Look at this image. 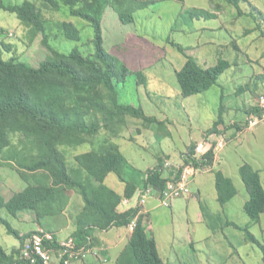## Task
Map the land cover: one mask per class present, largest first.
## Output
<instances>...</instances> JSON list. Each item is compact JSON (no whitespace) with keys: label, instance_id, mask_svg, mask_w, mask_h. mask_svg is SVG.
<instances>
[{"label":"trees","instance_id":"16d2710c","mask_svg":"<svg viewBox=\"0 0 264 264\" xmlns=\"http://www.w3.org/2000/svg\"><path fill=\"white\" fill-rule=\"evenodd\" d=\"M43 1L46 8L55 11L61 9L62 3L71 8L73 16L87 20L95 31L97 52L85 56L78 49L69 54L52 51L40 67L34 68L22 62L18 56L5 60L4 54L12 53L15 47L0 40V168L16 172L26 184L23 190L8 193L4 182H0V225L22 246L33 233L18 231L4 213L14 217L24 212L32 213L42 226L40 229L54 234L58 240L52 224L63 217L76 193L82 197L84 208L76 217L77 229L71 236L80 248L90 250L102 247L103 244L95 237L96 231L128 227L139 216L137 227L119 255L117 264H168L159 252L157 241L149 235L150 219L145 214L140 215L143 208L133 207L119 212L123 200L135 198L139 189L152 186L163 191L166 188L169 180L165 174H168L164 166L166 158L161 157L156 167L143 173L130 164L111 139L123 136L130 119L141 120L149 127L154 123L165 125V122L148 115L142 107L121 103L120 84L136 76L138 85L147 87L149 79L144 72H133L120 58L108 52L103 36L107 8H113L121 22L130 25L136 22V12L165 0ZM223 1L234 7L240 17L246 15L242 4L249 3V0ZM0 10L16 14L22 24L30 29L32 37L43 35V43H47L46 20L35 3L26 0L22 4H7L5 0H0ZM258 13L259 16L263 15L259 10ZM249 16L258 20L254 12ZM186 17L211 20L218 19V13L191 8L186 11ZM58 27L66 38L81 41V32L72 22L59 23ZM5 32L0 28V35ZM169 43L187 59L181 70L177 71L181 92L186 98L206 93L233 67L232 62L224 59H218L211 66L202 65L200 60L187 54L189 48L170 40ZM232 45L237 51L240 49L236 43ZM260 79L264 81V77ZM249 88L243 87L240 92ZM224 110L222 105L217 121L205 132V137L222 132L219 127L225 124ZM256 112V105L246 111L248 115ZM244 126L238 127L239 131ZM104 130L108 131L110 138L100 140ZM86 145L91 150L76 155V164L71 165L64 149ZM196 145L193 143L188 148V156L194 154ZM208 158L213 164L214 155L211 153ZM112 174L124 184L123 193L107 184ZM239 174L249 194L244 210L254 222L259 223L264 215L261 172L251 164L243 163ZM215 178L217 199L222 206H226L238 196L239 191L223 171H215ZM227 225L240 228L233 222H227ZM242 230L247 240L257 244L264 252V244L248 228ZM105 253L106 250L102 252ZM0 264L26 263L21 259L20 248L9 252L0 245Z\"/></svg>","mask_w":264,"mask_h":264},{"label":"rangeland","instance_id":"374dc122","mask_svg":"<svg viewBox=\"0 0 264 264\" xmlns=\"http://www.w3.org/2000/svg\"><path fill=\"white\" fill-rule=\"evenodd\" d=\"M25 1L5 0L7 4ZM30 1L44 15L47 43H43V35L32 37L30 29L16 14L0 10V28L6 31L0 35V40L15 47L12 53L4 54L5 60L18 56L22 62L38 68L52 51L69 54L78 49L85 56L96 54L95 31L87 20L73 16L71 8L62 3L61 9L55 11L46 8L43 0ZM191 8L217 12L218 19L191 20L186 17V11ZM256 9L263 15L259 16ZM242 10L246 15L240 17L237 10L223 0H165L136 12V22L126 25L113 8H107L103 21L106 49L133 72L142 71L149 79L147 87L139 86L136 76L120 84L121 103L142 107L149 115L167 120L165 125L154 123L156 129H146L141 135L137 130L144 122L130 119L123 135L128 138L134 135L135 141L111 137L132 165L143 170L141 172L153 168L160 157L181 159L190 136L195 138L200 131L212 126L222 105L225 123L231 126L239 110L246 113L254 106L264 87V81L260 79L264 77V0H249L242 4ZM253 12L258 20L249 16ZM62 22H72L81 32V41L66 38L58 27ZM169 40L189 48L187 54L200 60L202 65L211 66L218 59H224L232 62L233 67L206 93L186 98L182 95L176 70H181L187 59L170 45ZM233 43L239 46L238 51ZM246 86L250 88L241 93L240 89ZM263 125L241 133V141L234 140L222 152L216 170H222L230 177L239 191L229 204L222 206L217 199L215 171L196 177L201 194L195 191L197 199L180 198L169 207L160 206L158 202L160 208L152 214L148 225L149 235L157 236L160 251L168 264H264V252L247 240L242 230L248 228L264 244V215L256 223L246 214L243 204L247 188L238 172L239 165L248 162L264 169ZM108 137L110 134L104 130L100 140ZM90 150L88 145L64 149L71 165L76 164V155ZM1 181L8 193L26 188L21 177L8 168H0ZM107 184L119 193L124 192L125 186L115 174L109 177ZM77 197L83 202L79 194ZM227 222L240 228L228 226ZM13 226L19 228L17 222ZM0 234L3 236L2 239L0 236V244L4 247L12 248L16 244L17 239L1 225ZM191 239L196 241V250L189 244ZM176 243L178 254L175 250L170 252L171 245ZM116 255L117 250L112 252L108 264H117Z\"/></svg>","mask_w":264,"mask_h":264},{"label":"built area","instance_id":"2783aa9c","mask_svg":"<svg viewBox=\"0 0 264 264\" xmlns=\"http://www.w3.org/2000/svg\"><path fill=\"white\" fill-rule=\"evenodd\" d=\"M13 36V33L11 34ZM256 107L258 112L248 115L246 125L243 130L250 131L264 124V91L260 93ZM242 130V131H243ZM228 145V139L224 133H212L204 137L196 145L193 155L183 156L182 163H174L167 160L165 170L168 172L169 180L163 191H158L155 187L139 189L135 198L123 200L124 205H131L136 201L135 207H142L141 214H145L144 208L152 199H156L160 206L169 207L180 198H194L192 189L194 179L200 174L215 171L220 153ZM214 155V163L209 162L208 155ZM186 160L189 161L186 163ZM139 217V216H138ZM138 217L127 227L132 234L137 227ZM151 222H149V225ZM106 250L104 245L95 249L86 250L77 245L76 239L69 236L65 239H56L54 234L39 229L29 236L20 247L21 259L26 264H73L84 260L88 254L94 253L103 259L102 252Z\"/></svg>","mask_w":264,"mask_h":264},{"label":"crops","instance_id":"0c3cea01","mask_svg":"<svg viewBox=\"0 0 264 264\" xmlns=\"http://www.w3.org/2000/svg\"><path fill=\"white\" fill-rule=\"evenodd\" d=\"M177 71H179V70H176V75H177ZM263 91H264V87H263V90L261 91V93ZM256 103H257V100H255V102L253 103V105L255 106ZM154 117H156V116H154ZM231 117H233V115ZM247 117H248V114L245 113L244 110L243 111H240L239 110L238 115L236 116V118L234 120L235 122L233 123V125H235V123H236L237 126H233V125L231 126L229 124L226 125V123H225V124H222L219 127V130L222 131L221 133H224V135L228 139V144H230L231 142H234V140L241 141V137H240L241 133L248 132V131H245L243 129H242L243 131L242 130L239 131V128H238V127H242V126L246 125ZM158 120L160 122L167 121V120H161V119H158ZM212 126H210L208 129H210ZM259 127H262V125L259 126ZM150 128H152L154 130V129L157 128V125L156 124L155 125L153 124L150 127L144 125L142 128H139L137 130V134L143 135L144 134V131H146V129H149L150 130ZM208 129L200 131L199 132V135L197 137H195V138H192L190 136L189 142L186 145V147H187L186 150H184L181 153V159H179V160H172L171 158H166L165 160L166 161L167 160L173 161L174 163H179V164L182 163L183 162V156L186 154V152H188V148L193 143L196 144L199 141H201L205 137L204 134H205V132ZM256 129H259V128H256ZM225 131H226V133H225ZM250 131H252V130H250ZM122 138H126L129 141H135L134 135L131 136V137H129V138L127 136H124L123 135ZM221 155H222V153H220L219 160H218V164L216 165V168L221 163V159H222L221 158ZM160 158H158L157 164H155L154 167H156L159 164V159ZM129 162L132 165V163H131L130 160H129ZM248 163L251 164L256 170H258V171L261 172L262 183H263V186H264V177H263L264 169H262V168H260L258 166H255V164H253L252 162H248ZM241 165L242 164H240L239 167H238V172H239V169H240V166ZM133 167L135 169H137L135 166H133ZM153 168H149V169H153ZM137 170L143 171V170H140V169H137ZM215 171H217V170L215 169ZM165 174H166V176L168 175L167 173H165ZM199 185L200 184L197 181V178H195V180L192 183V188H193V191H194V193H195L196 196H197V193L196 192H199V195L201 196V194H200V186ZM196 186H199V188L196 189L195 188ZM248 199H249V194L247 192V197L244 200L243 207H244L245 203L248 201ZM135 206H136V201L132 202L131 205H124L122 203L121 206L119 207V212H121V213L126 212V211L130 210L131 208H133ZM83 208H84V202L80 201V199L77 197V194L74 193L73 196H72V198H71V202H70V204H69L66 212L64 213L63 217L59 218L58 220H55L54 221V224H52V228H53L52 230L55 231L58 234V238L59 239H65V238H67V237H69V236H71V235L74 234V232L77 229V226H76V217L83 210ZM158 208H160V206L158 205V201L156 199H152L151 201H149V203L144 208V211L146 212L145 213V216H147V218H149L150 221H151L152 214L153 213H157ZM4 216L12 223V225H14V222H17L19 224V228H16V229L18 231H20L21 233H23V234H31V233H34L37 230H39L40 227H42L36 221L35 215H33L32 213L24 212V213L18 214V216H16V217L11 216L8 213H4ZM201 217L203 219V216H201ZM152 232H153V230H152ZM0 236H1V239H2L3 236L1 234H0ZM95 237H96V239H98L104 245V247H106V253L105 254H102L103 259L97 257L96 255H94V253L93 254L90 253V254H88V256L84 260L75 262L73 264H108L112 260V252L113 251H116V250H117L116 258L118 259L119 255L122 253V251L124 250V248L128 245V243H129V241L131 239V233L128 231L127 227H125V228H113L110 231H96L95 232ZM154 238L157 241V245H158V248H159V252H160V254H161L162 258H163V255H162V253L160 251V242H159L157 236H154ZM189 244L192 245V247H193L194 250H196V247H197L196 241H194L193 239H191L189 241ZM1 246H3V245H1ZM20 247H21V242L17 239L16 244H14L12 248H10V247H7V248L4 247V248L7 249L10 252L13 249H19ZM178 248H179V246H178L177 243H176L175 246L171 245L170 252L171 251L173 252L175 250V252L178 254V251H179Z\"/></svg>","mask_w":264,"mask_h":264}]
</instances>
